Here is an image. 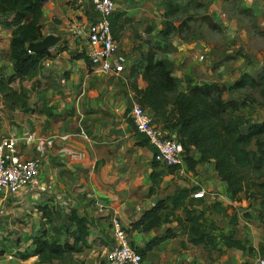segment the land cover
<instances>
[{"label": "crops", "instance_id": "obj_1", "mask_svg": "<svg viewBox=\"0 0 264 264\" xmlns=\"http://www.w3.org/2000/svg\"><path fill=\"white\" fill-rule=\"evenodd\" d=\"M92 1H42L44 37L53 35L61 39L49 49L50 57L43 61L36 76L16 81L21 84L20 91L16 92L9 85L12 91L7 98L9 103L0 95L1 101L3 99L7 103L0 105L4 114L0 117V138L10 132L19 138L32 134L36 138L35 143L22 142L20 152L26 159H42L39 176L16 197L36 198V195L42 196L47 191L46 194L66 199L67 202L64 200L59 204V209L65 210L68 206V212L75 209L92 221L87 248L90 254L85 255L93 259L97 257L95 249L101 252L100 259L103 260L99 264H106L104 254L107 255L113 241L109 238L112 237L110 220L113 216L124 227L132 248H142L153 237L162 234L165 227H173L175 237L145 253L141 264H224L220 263L221 257L218 260L214 258L216 250L188 244L175 222L149 233L132 230V224L145 211L180 189L198 187L199 190L192 192L190 197L202 191L204 198H192V201L206 205L217 196L218 203L214 204H219L226 187L216 178L212 182L205 179L204 174L199 177L201 164L192 172L184 166L182 170L173 172L162 165L154 167L153 149L138 146L136 133L127 119H130L129 112L135 104L130 85L139 89L146 86L139 75L136 79L128 76L131 66L140 57L135 62L128 57L118 58L119 62H125L124 73L120 76L113 72L100 73L90 64L85 41L74 34L79 33L77 26L81 20L90 21V16L95 15ZM114 1L118 7L110 19L114 17V32L112 26L111 31L118 43V53L143 50L140 46L142 41L139 42L134 30L138 29L139 36L144 39L148 24L143 22H150L157 13H149L148 8H134V4H130L132 0ZM10 33V30L0 29V36L6 42L0 48L3 59L0 61V79L11 74V63L7 59ZM171 95H168V100L173 102L176 95ZM153 125L167 132L161 125ZM113 129L121 130L123 135L115 136L111 133ZM193 156L198 158L197 154ZM208 165L212 167L211 163ZM154 172L159 177L157 185L152 183ZM225 205L220 206L227 208ZM217 249L228 250L222 246Z\"/></svg>", "mask_w": 264, "mask_h": 264}, {"label": "trees", "instance_id": "obj_2", "mask_svg": "<svg viewBox=\"0 0 264 264\" xmlns=\"http://www.w3.org/2000/svg\"><path fill=\"white\" fill-rule=\"evenodd\" d=\"M42 1L0 0V27L11 31L7 52L11 74L0 79V95L6 100L12 94L9 85L36 76L42 68L43 61L50 57L49 50L40 53L27 51L29 44L44 38L41 24ZM176 1L178 0H165L167 9L177 10L178 7L174 3ZM169 14L170 12L165 17ZM94 18L95 15H91L90 21ZM113 18L110 21L114 32ZM172 29L173 27L169 25L165 31L160 32L161 36H167ZM138 75L146 86L139 89L130 85L133 101L152 115L153 123L161 125L162 129L175 135L183 147L184 168L192 172L198 164L211 163L216 179L225 185L226 193L234 203L240 202V196L253 188L255 195L249 196L258 200L261 209L259 219L263 220L264 120L257 123L245 120L238 112L246 108L247 104L224 100L223 94L243 89H263L264 65L256 77L242 74L227 88L214 83L201 85L187 83L184 91L177 92L173 102L168 100V95L177 91L178 80L173 77L172 65L167 59L157 57L152 50L146 52L135 65L131 66L128 76L136 79ZM11 103L13 104V100ZM127 120L131 123L130 119ZM133 130L138 138V146L151 148L147 138L134 127ZM194 154L198 155L197 159L194 158ZM153 165L155 167L159 164L153 160ZM165 168L170 172L180 169L178 166ZM151 177L153 185H157L158 174L154 172ZM197 190L198 187L180 189L173 195L157 201L132 224V230L149 233L175 222V226L186 236L188 244L216 250V239L206 231L203 215L196 214L190 207L192 200L190 195ZM212 207L219 213H227L226 211L230 209L221 208L219 204H213ZM178 210L182 213L181 217L175 216ZM40 211L48 216L46 224L52 233H42L44 237L32 238L30 242L33 247L32 253L24 252L19 257L21 261L34 256L40 264H46L65 255H80L88 248L92 221L86 216L80 215L75 209L66 213L64 210L53 211L51 208L47 210L43 207ZM235 221L233 217L232 222ZM164 229L162 234L153 237L142 248L134 247L141 260L145 253L175 237L173 227ZM218 240L225 249L248 254L253 252L245 240H240L233 234H222ZM20 241L18 239L16 246ZM28 241L24 238V242Z\"/></svg>", "mask_w": 264, "mask_h": 264}, {"label": "rangeland", "instance_id": "obj_3", "mask_svg": "<svg viewBox=\"0 0 264 264\" xmlns=\"http://www.w3.org/2000/svg\"><path fill=\"white\" fill-rule=\"evenodd\" d=\"M174 3L178 9L173 11L167 9L165 0H132L130 4H134V8H148L149 13L153 14L154 11L157 14L150 22H143L148 24L144 39L139 36L138 29L134 30L139 42L142 41L140 46L143 50L128 54L119 51L118 58L128 57L131 62H135L138 57L152 50L157 57L167 59L172 65L173 77L178 80L177 91L170 94L171 97L184 91L187 83H214L227 88L242 74L256 77L264 65V0H178ZM169 25L173 27L172 32L165 37L161 36ZM0 29L4 30L2 27ZM5 44V38L1 35L0 48ZM10 86L16 92L20 91L19 82ZM223 99L246 103L247 107L238 112L245 120L251 123L264 120V88L226 92ZM6 102L0 98L1 106ZM1 106L0 117L4 115ZM208 164L210 163L198 164L201 166L199 177L204 174L205 179L213 182L215 172ZM46 192L29 199L0 197V264H40L34 256L24 261L19 259L24 252L32 253V238L51 232L46 224L48 216L43 215L40 208L61 210L59 204L64 200L67 202L64 198ZM248 192L240 196V202L235 203L227 193H223V200L220 199L222 201L219 204H226L224 207L230 208L227 213L212 209V204L218 203V196L211 198L206 205L191 200L190 207L196 214L203 215L206 231L216 239V248L222 246L218 240L220 235L233 234L234 237L245 240L253 249L251 254L216 249L214 252L217 254L213 255L217 260L222 258L220 263L238 264L241 261V264H257L258 259L264 260V219H259L261 209L258 200L249 196L255 195V190L251 188ZM215 194L220 195L219 192ZM65 207L67 209L64 211L68 213V206ZM175 216L181 217V211H176ZM233 217L235 222H232ZM24 238L29 241L24 242ZM109 238L112 240V237ZM18 239L21 241L16 246ZM112 245L113 243L110 247ZM95 252L97 257L93 259L88 258L90 253L87 249L80 255H65L46 264H99L103 260L100 259L101 252L96 249Z\"/></svg>", "mask_w": 264, "mask_h": 264}, {"label": "built area", "instance_id": "obj_4", "mask_svg": "<svg viewBox=\"0 0 264 264\" xmlns=\"http://www.w3.org/2000/svg\"><path fill=\"white\" fill-rule=\"evenodd\" d=\"M114 0H93L92 10L95 13L93 21H80L79 33L86 44V57L96 70L103 74L113 72L115 75L124 73V63L119 62L118 43L111 31L110 17L117 10ZM129 118L136 131L144 135L153 149V160L159 165L169 167L184 166L183 147L174 134L163 132L153 125L151 116L139 105L134 104L129 112ZM36 138L32 134L19 138L13 132L0 138V197L9 198L19 195L29 188L39 176L42 159L39 157L23 158L20 144H34ZM195 200L204 198V192L192 195ZM113 245L107 252L106 264H141L140 255L129 244L124 227L117 217L110 220ZM257 264H264L258 259Z\"/></svg>", "mask_w": 264, "mask_h": 264}, {"label": "water", "instance_id": "obj_5", "mask_svg": "<svg viewBox=\"0 0 264 264\" xmlns=\"http://www.w3.org/2000/svg\"><path fill=\"white\" fill-rule=\"evenodd\" d=\"M60 39L61 38L59 36L48 35L39 42L29 44L27 46V51L29 53H40L43 51H47L50 48L54 47L60 41ZM111 133L115 136L123 135V132L119 129H113Z\"/></svg>", "mask_w": 264, "mask_h": 264}]
</instances>
